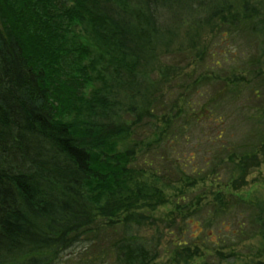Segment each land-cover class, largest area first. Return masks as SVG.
<instances>
[{
    "label": "trees",
    "instance_id": "obj_1",
    "mask_svg": "<svg viewBox=\"0 0 264 264\" xmlns=\"http://www.w3.org/2000/svg\"><path fill=\"white\" fill-rule=\"evenodd\" d=\"M167 1L0 0V264H56L85 239L114 253L111 264H160L155 246L124 232L148 219L143 209L168 203L179 210L178 228L187 230L185 239L173 244L176 263L200 255L197 245H188L193 239L212 250L218 263H233L232 253L219 243L235 235L230 227L241 215L264 241V201L224 190L245 185L250 169L264 161V135L247 148L230 140L227 169L212 162L207 171L187 170L186 160L171 153V119L155 127L150 142L135 135L140 130L135 121L122 118L135 110L136 99L145 98L144 80L153 69L145 44L157 36L159 11ZM220 12L229 28L239 25L243 32L264 36V18L246 2L241 16ZM261 42L264 47V37ZM259 60L252 59L247 75L223 80V87L226 96L236 98L241 81L257 80L254 89H244L261 102L252 117L263 121L264 134V62L260 66ZM129 98L133 102L125 107ZM185 106L193 111L191 104ZM149 111L143 108L136 120ZM197 111L191 113L195 120L206 108ZM158 145L162 154L154 153ZM161 161L169 168L160 170ZM208 174L220 186L209 203L186 216L199 199L188 190ZM204 207H209L205 214ZM194 221L200 230L190 235ZM113 222L122 228L116 239ZM243 223L237 235L245 234Z\"/></svg>",
    "mask_w": 264,
    "mask_h": 264
},
{
    "label": "rangeland",
    "instance_id": "obj_2",
    "mask_svg": "<svg viewBox=\"0 0 264 264\" xmlns=\"http://www.w3.org/2000/svg\"><path fill=\"white\" fill-rule=\"evenodd\" d=\"M244 2L249 7H254L259 18H264V0H168L165 8L159 11L155 34L157 36L151 44H145L148 49L147 60H152L153 63V69L148 72L144 89L142 88L145 98L136 99L137 104L135 103L136 107L133 108L135 110L123 114L122 118L127 119V122L135 121L140 129L135 135H142L145 141L150 142L158 132L155 127L161 128L167 119H171L175 133L168 134L170 138H174L170 143L171 153L173 157L186 160L187 170L190 166H195L207 171L212 162L227 169L226 147L230 140L247 148L256 144L259 137L264 135L261 126L263 121L252 117L254 108L261 102L251 98L244 89H249L250 85L254 89L257 80L248 76L247 79L252 83L244 85V81H241L238 86L241 91L237 93L236 98L226 96L223 87V80L233 74L247 75L253 69V58H260V66L264 62V47L261 42L264 36L260 33L255 36L248 31L243 32L239 25L237 29L229 28L222 20L221 9H229L241 16ZM218 8L220 10H216ZM218 92L223 97L218 96ZM262 96L264 97V92ZM247 98H250V101ZM149 100L156 101L154 106L147 105ZM132 102L129 98L125 107ZM186 104H191L193 111L187 109ZM200 107L206 108V111L201 118L195 120L191 113H198ZM143 108H149L150 111L142 114L139 122L136 120V113ZM213 118L216 120L214 123ZM179 125L182 128L179 129ZM135 139L136 137H131V141ZM154 147L152 145V149ZM163 148L156 146L154 153L162 154ZM191 155H194L193 159H190ZM218 159L223 161L218 162ZM162 165L167 166L168 163L161 161L160 170ZM223 173L227 175L228 172L224 170ZM206 177L207 180L198 181L188 190L189 196L199 199H193L197 202L190 206L188 212L185 211L186 216L209 203L212 191L220 186L216 181H209L210 174ZM224 190H229L242 199H259L263 202L264 161L250 169L245 185L237 190H231L230 187H225ZM207 208L209 207H204L203 214ZM142 211L148 219L138 226H129L124 233L131 234L134 240L147 247L155 246L160 253V264H186L182 261L176 263L172 253L175 248L173 244L184 240L187 235L186 227L178 228L181 224L179 210L168 203L154 210ZM242 217L244 216L236 218L237 222H233L230 229L237 235V226H240L243 219L245 234L230 235L229 242L219 243L221 247L224 245V252L232 253L228 258L234 260L233 263L225 260L221 262L219 259L218 263L212 250L201 248L200 240L193 239L192 243L191 240L188 241V245L191 248L194 244L197 245L200 255L194 256L187 264H264V241L255 236V227L249 219ZM199 224L198 221L193 222V232H190V235H195L197 230H200ZM121 232L120 223H111V237L119 238ZM212 239L216 241L214 236ZM89 243L90 241L85 239L65 250L56 264L112 263L114 253L108 250L104 252L106 248L103 244L98 245L96 242L90 246Z\"/></svg>",
    "mask_w": 264,
    "mask_h": 264
}]
</instances>
